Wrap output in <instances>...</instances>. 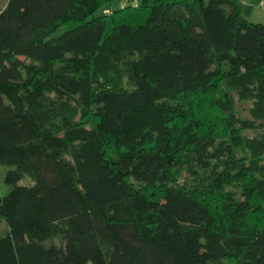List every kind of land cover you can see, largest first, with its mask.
I'll return each instance as SVG.
<instances>
[{
	"label": "trees",
	"instance_id": "obj_1",
	"mask_svg": "<svg viewBox=\"0 0 264 264\" xmlns=\"http://www.w3.org/2000/svg\"><path fill=\"white\" fill-rule=\"evenodd\" d=\"M123 1L0 11V264H264V22Z\"/></svg>",
	"mask_w": 264,
	"mask_h": 264
},
{
	"label": "rangeland",
	"instance_id": "obj_2",
	"mask_svg": "<svg viewBox=\"0 0 264 264\" xmlns=\"http://www.w3.org/2000/svg\"><path fill=\"white\" fill-rule=\"evenodd\" d=\"M7 2H8V0H0V11L6 6ZM121 2L122 1H115L111 5V7H119L121 5ZM125 2H126V0L123 1V3H125ZM246 2L247 3L245 4V7H244L245 14L249 11V7L252 9V6L249 4V1L246 0ZM252 2H255V3L259 2L257 7L262 11V13H264V5H263L264 1L252 0ZM254 22H257V21H254ZM62 30L63 29H61L59 31V33L62 32ZM236 105L238 108L239 115L243 119L252 120V115L250 113V108H251V102L250 101H240L238 99V97H236ZM262 131L263 130L261 127H257L255 129L245 130V134L251 137V136H254L257 133L262 132ZM9 169L10 168L8 166H0V191H1V195H3V196L7 195L10 192V188H11L5 182V176H6V173ZM26 182H27V179L24 178L20 181V184H26ZM7 232H8V226H7L6 222L4 220L0 219V234H6Z\"/></svg>",
	"mask_w": 264,
	"mask_h": 264
},
{
	"label": "crops",
	"instance_id": "obj_3",
	"mask_svg": "<svg viewBox=\"0 0 264 264\" xmlns=\"http://www.w3.org/2000/svg\"><path fill=\"white\" fill-rule=\"evenodd\" d=\"M243 2V14L250 20L252 21H257V22H264V13L257 7L258 3L252 2V0H248L249 4L252 6V9L249 7V11L245 14L244 12V7L245 4L247 3L246 0H241ZM264 1V0H261ZM264 5V2H263ZM252 14V15H251Z\"/></svg>",
	"mask_w": 264,
	"mask_h": 264
}]
</instances>
